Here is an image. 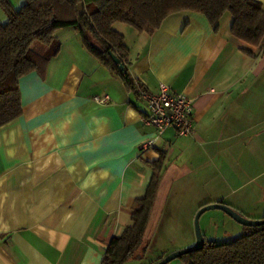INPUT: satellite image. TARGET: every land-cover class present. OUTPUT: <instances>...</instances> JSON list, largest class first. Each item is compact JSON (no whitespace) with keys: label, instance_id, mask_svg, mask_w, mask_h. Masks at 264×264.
<instances>
[{"label":"crops","instance_id":"1","mask_svg":"<svg viewBox=\"0 0 264 264\" xmlns=\"http://www.w3.org/2000/svg\"><path fill=\"white\" fill-rule=\"evenodd\" d=\"M8 1L15 9L24 2ZM256 1L264 11V0ZM229 24L225 15L214 30L203 14L186 10L152 33L114 23L130 78L151 93L165 83L192 101V133L168 126L157 137L142 121L147 108L135 91L86 50L75 27L59 29L60 48L44 74L18 81L21 114L0 126V264H99L130 224L160 156L150 242L163 244L146 258L149 242L132 264L191 246L202 205L264 216V48L244 53ZM166 210L185 221L178 240L167 238ZM214 215L242 233L224 211Z\"/></svg>","mask_w":264,"mask_h":264},{"label":"trees","instance_id":"2","mask_svg":"<svg viewBox=\"0 0 264 264\" xmlns=\"http://www.w3.org/2000/svg\"><path fill=\"white\" fill-rule=\"evenodd\" d=\"M0 7L6 15V22H0V126L21 114L18 81L30 72L44 74L59 51L54 31L61 27H75L86 50L134 91L127 47L123 35L113 28L116 22L152 33L166 16L186 10L203 14L216 30L229 15L230 33L246 45L241 48L244 53L253 56V49L264 48V11L256 0H24L18 9L0 0ZM161 164V156L152 163V177L144 197L136 201L130 224L110 241L99 264H124L148 245ZM242 229L224 242L208 240L203 234L201 248L179 257L187 264H264V224L242 225Z\"/></svg>","mask_w":264,"mask_h":264},{"label":"built area","instance_id":"3","mask_svg":"<svg viewBox=\"0 0 264 264\" xmlns=\"http://www.w3.org/2000/svg\"><path fill=\"white\" fill-rule=\"evenodd\" d=\"M133 86L137 97L147 108L142 121L155 128V137L168 126L174 127L179 135L192 133V101L184 94L172 91L165 83H160L155 93L147 91L136 80H133ZM107 98V96L94 97V100L102 103ZM155 137L142 143L141 146H150Z\"/></svg>","mask_w":264,"mask_h":264},{"label":"rangeland","instance_id":"4","mask_svg":"<svg viewBox=\"0 0 264 264\" xmlns=\"http://www.w3.org/2000/svg\"><path fill=\"white\" fill-rule=\"evenodd\" d=\"M0 13H1V15H3V18L0 19V22L1 23H5L6 22L5 14L2 11ZM125 26L129 27L130 29H133L132 26H130L128 24H125ZM63 28H69V27H61V28H58V29H56L54 31V37L58 41H59V39L57 37L58 33H59L58 31H59V29H63ZM219 211H221V210H219V209H208V210L204 211L203 212L204 216L200 215L201 217L198 218V224H199L200 229H201V227L204 228V229L206 227H208L209 228V231H208L209 233L208 234L210 235V239L214 240L216 242L228 241V240L238 236V234H241V232L237 231L238 232L237 233L236 231L233 230L231 224L228 222L230 220L223 221V220L220 219V217H217V216L214 215V213H219ZM168 217H170V219ZM193 219H192V223L191 224H192V229L194 231ZM227 219H232V218H227ZM162 220L164 222H166V223L163 222L164 225L167 224L170 227V229H171V231L168 233V236H167L168 239H171V240L177 239L178 240L179 238L183 237L184 229H185V224H184L185 221L183 219H180V218L177 219L176 217L169 216V213L166 210L163 213ZM205 220L207 221V224H208L207 226H204V223H205L204 221ZM231 223H238V222H235V220L232 219ZM234 225H237V224H234ZM204 229H202V230H204ZM161 230L162 229H160V233H161ZM201 232L203 233V231H201ZM233 232H236V233H233ZM234 234H237V235H234ZM162 244H163L162 240H160V239L159 240L156 239V245L153 243V241L150 242L151 247L148 249V252L146 253V258L148 257V255L150 256L151 253L156 252V247L161 248ZM140 249H138L136 251L137 255L135 256V258L125 262L124 264H132V263H134V261L142 259L143 257L140 254V251H141Z\"/></svg>","mask_w":264,"mask_h":264},{"label":"water","instance_id":"5","mask_svg":"<svg viewBox=\"0 0 264 264\" xmlns=\"http://www.w3.org/2000/svg\"><path fill=\"white\" fill-rule=\"evenodd\" d=\"M113 60L117 63L120 69L123 68V65L119 62L118 58L113 57ZM208 209H220L241 225L257 226V225L264 224V217L254 218V219L248 218L240 214L233 208H231L229 205H226L224 203H208V204L202 205L195 212L194 219H193V228H194V235H195L194 243L191 246L184 247L182 249L174 250V251L167 253L166 255L162 256L160 259H158L153 264H167L168 262L179 257L182 254H185L189 251L201 248L204 244V238H203V233L201 232V229L198 224V218L202 212Z\"/></svg>","mask_w":264,"mask_h":264}]
</instances>
